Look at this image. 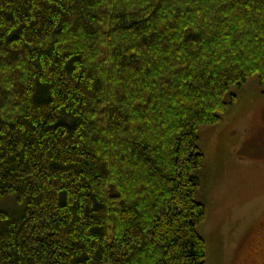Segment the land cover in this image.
Listing matches in <instances>:
<instances>
[{"label": "trees", "instance_id": "obj_1", "mask_svg": "<svg viewBox=\"0 0 264 264\" xmlns=\"http://www.w3.org/2000/svg\"><path fill=\"white\" fill-rule=\"evenodd\" d=\"M264 85V0H0V264H207L202 132Z\"/></svg>", "mask_w": 264, "mask_h": 264}, {"label": "rangeland", "instance_id": "obj_2", "mask_svg": "<svg viewBox=\"0 0 264 264\" xmlns=\"http://www.w3.org/2000/svg\"><path fill=\"white\" fill-rule=\"evenodd\" d=\"M239 102L202 132L209 171L199 228L207 264H255L264 259V85L239 88Z\"/></svg>", "mask_w": 264, "mask_h": 264}, {"label": "flooded vegetation", "instance_id": "obj_3", "mask_svg": "<svg viewBox=\"0 0 264 264\" xmlns=\"http://www.w3.org/2000/svg\"><path fill=\"white\" fill-rule=\"evenodd\" d=\"M255 264H264V259L257 261V263H255Z\"/></svg>", "mask_w": 264, "mask_h": 264}]
</instances>
